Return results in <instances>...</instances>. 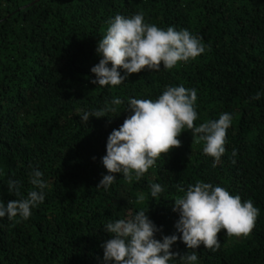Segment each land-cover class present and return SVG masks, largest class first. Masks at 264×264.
I'll return each mask as SVG.
<instances>
[{
  "label": "trees",
  "instance_id": "trees-1",
  "mask_svg": "<svg viewBox=\"0 0 264 264\" xmlns=\"http://www.w3.org/2000/svg\"><path fill=\"white\" fill-rule=\"evenodd\" d=\"M136 13L159 28L189 30L206 51L172 69L132 73L118 86L91 83L109 21ZM181 84L197 91L194 126L232 114L220 162L214 165L204 142L185 130L181 145L138 181L114 174L107 191L97 189L107 174V137L131 114L129 98L155 100ZM116 97L121 105L111 103ZM113 107L110 122L80 120L83 111ZM32 168L47 182L45 200L27 220L0 219V264H103L108 221L148 211L161 228L157 239L171 235L173 200L198 181L259 209L250 235L222 229L217 251L201 244L199 264H264V0H0V200L19 199L8 191L11 179L26 194ZM151 183L164 189L155 198ZM139 195L145 200L137 203ZM172 251L191 250L178 240Z\"/></svg>",
  "mask_w": 264,
  "mask_h": 264
},
{
  "label": "clouds",
  "instance_id": "clouds-1",
  "mask_svg": "<svg viewBox=\"0 0 264 264\" xmlns=\"http://www.w3.org/2000/svg\"><path fill=\"white\" fill-rule=\"evenodd\" d=\"M205 51L202 40L187 29L159 28L146 23L142 13L116 14L97 43L95 52L100 59L90 68L95 76L91 83L118 86L132 73L145 68L160 71L161 64L164 69H172ZM258 98L259 95L254 97ZM196 101V89L183 84L166 86L155 100L129 98L125 110L131 114L107 137L106 154L101 157L107 174L96 188L107 191L117 179L114 174H121L130 183L138 181L162 154L166 156L181 145L178 137L185 130L204 142L203 153L214 158V165L219 163L226 151L227 130L233 116L225 112L218 119L194 126L198 118ZM111 103L121 105L123 101L116 97ZM109 111L115 112L116 108L83 111L79 117L86 124L90 117H107L110 122L113 117L106 114ZM42 177L38 168L31 169L29 183L32 188L26 194L21 191L20 181L9 180L8 191L19 199L7 203L0 200V219L19 216L27 220L32 210L45 200L47 182ZM150 188L153 198L164 190L159 183H151ZM182 191L184 194L173 200L172 210L178 214V219L174 225L176 232L171 235L157 239L161 228L150 219L148 211L140 210L123 219L108 221L103 226V231L110 236L101 245L103 264H169L176 257H179V264H199L196 249L203 244L217 251L221 246L217 234L222 229L227 236L246 237L252 233L259 209L251 199L242 202L239 195H232L219 185L199 181ZM144 200L145 197L139 195L136 202ZM178 240L191 251L182 255L172 251Z\"/></svg>",
  "mask_w": 264,
  "mask_h": 264
}]
</instances>
